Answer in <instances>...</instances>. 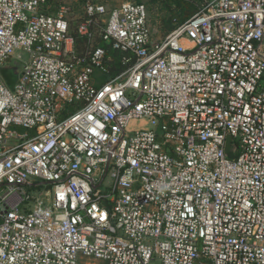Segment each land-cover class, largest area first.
Returning <instances> with one entry per match:
<instances>
[{
  "label": "built area",
  "instance_id": "obj_1",
  "mask_svg": "<svg viewBox=\"0 0 264 264\" xmlns=\"http://www.w3.org/2000/svg\"><path fill=\"white\" fill-rule=\"evenodd\" d=\"M47 2L0 0V67L27 54L0 75V264H264V0L160 39L144 3L87 1L79 35L129 63L102 83L107 48L76 55Z\"/></svg>",
  "mask_w": 264,
  "mask_h": 264
},
{
  "label": "rangeland",
  "instance_id": "obj_2",
  "mask_svg": "<svg viewBox=\"0 0 264 264\" xmlns=\"http://www.w3.org/2000/svg\"><path fill=\"white\" fill-rule=\"evenodd\" d=\"M87 1H93L95 3H102L106 8H112L118 5L124 0H49V9L55 8L58 3H66L69 5L68 19L71 20L70 24L72 29L75 28L84 18L85 4ZM134 1V0H133ZM188 1V4L193 5L195 8L194 13L203 5L204 0H184ZM147 8L148 23L152 29V37L154 39H160L167 33L166 26L168 25V18L171 17V10L175 8L177 0H141ZM186 3V2H185ZM174 10V9H173ZM105 17H99L98 21ZM102 21V20H101ZM100 22V21H99ZM9 62H6L0 68V75L9 88H12L15 82V72H19L22 68L23 61L27 59V54L23 53L21 60L16 58V53ZM142 122L133 120L127 127L129 130L146 128L141 126ZM80 264H104L103 262L91 258H82L79 256Z\"/></svg>",
  "mask_w": 264,
  "mask_h": 264
},
{
  "label": "trees",
  "instance_id": "obj_3",
  "mask_svg": "<svg viewBox=\"0 0 264 264\" xmlns=\"http://www.w3.org/2000/svg\"><path fill=\"white\" fill-rule=\"evenodd\" d=\"M134 1L141 2V0H134ZM187 2L188 1L177 0V2L175 4V8H173L174 10L172 9L170 12V13H172L171 17L168 18V23H169L168 25H170V26H166V29L168 30L167 33L171 29L174 28L176 23L183 22L184 20L189 18L194 13L195 8L193 7V5L188 4ZM58 4L55 6V8L50 10L49 6H48V2H47V5L43 9H44V11H46L48 13H53L55 11L56 7L58 6ZM84 18H85V12H84ZM84 18L82 20H84ZM70 21L71 20H69V31L74 38V50H75L76 55L81 56L83 54H86L87 51L91 47L100 46V47H105L108 50L107 51V61H106L107 71L105 73H100L97 75L98 83H102V82L112 78L113 76H115L116 74H118L119 72H121L127 68L129 63L128 62L124 63L122 61L123 52H121L119 50L112 49L109 43H105L102 40L101 33H100V30H101L100 26H98V25L93 26L92 38L88 41V40H86L85 37L79 35V33L77 32V26L72 29ZM81 21H79V22H81ZM99 21H97V22L100 25L101 21L100 22ZM73 109H74L73 107L69 106L66 110H63L62 116H65V114L71 113L73 111Z\"/></svg>",
  "mask_w": 264,
  "mask_h": 264
},
{
  "label": "water",
  "instance_id": "obj_4",
  "mask_svg": "<svg viewBox=\"0 0 264 264\" xmlns=\"http://www.w3.org/2000/svg\"><path fill=\"white\" fill-rule=\"evenodd\" d=\"M231 151L232 152L235 151V144L232 141V137L231 136H227L226 144H225V153L228 154Z\"/></svg>",
  "mask_w": 264,
  "mask_h": 264
},
{
  "label": "crops",
  "instance_id": "obj_5",
  "mask_svg": "<svg viewBox=\"0 0 264 264\" xmlns=\"http://www.w3.org/2000/svg\"><path fill=\"white\" fill-rule=\"evenodd\" d=\"M59 4H61V3H59ZM59 4H58V5H59ZM55 10H56V9H55ZM54 12H55V11H54ZM8 62H9V61H8ZM3 65H4V64H3ZM3 65H2V66H3ZM2 66H1V67H2ZM1 67H0V68H1Z\"/></svg>",
  "mask_w": 264,
  "mask_h": 264
}]
</instances>
